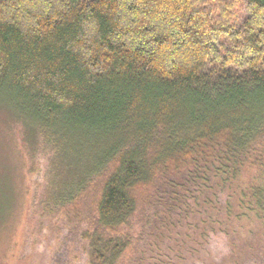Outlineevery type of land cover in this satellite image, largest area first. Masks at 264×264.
Masks as SVG:
<instances>
[{
    "label": "trees",
    "instance_id": "trees-1",
    "mask_svg": "<svg viewBox=\"0 0 264 264\" xmlns=\"http://www.w3.org/2000/svg\"><path fill=\"white\" fill-rule=\"evenodd\" d=\"M1 99L72 165L53 200L89 264L202 205L264 227V0H0Z\"/></svg>",
    "mask_w": 264,
    "mask_h": 264
},
{
    "label": "rangeland",
    "instance_id": "rangeland-1",
    "mask_svg": "<svg viewBox=\"0 0 264 264\" xmlns=\"http://www.w3.org/2000/svg\"><path fill=\"white\" fill-rule=\"evenodd\" d=\"M39 136L30 141L11 106L0 100V264H89L78 236L82 218L66 214L53 200L60 172L72 165L59 162ZM256 175L244 172L234 189ZM199 209L160 233L154 230L153 248L144 242L126 264H255L264 227L254 214L228 223L214 212L210 220L203 205Z\"/></svg>",
    "mask_w": 264,
    "mask_h": 264
}]
</instances>
